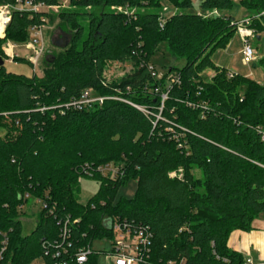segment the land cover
<instances>
[{
  "label": "trees",
  "instance_id": "trees-1",
  "mask_svg": "<svg viewBox=\"0 0 264 264\" xmlns=\"http://www.w3.org/2000/svg\"><path fill=\"white\" fill-rule=\"evenodd\" d=\"M16 1L0 0V7ZM165 2L177 11L162 29L158 20ZM70 5L58 17L14 10L0 36V58L6 61L5 45L30 43L31 30L48 19L51 24L59 19L60 30L70 35L60 52L43 61L42 78L10 73L5 63L0 67L4 264H31L53 251L67 220L74 253L112 238L105 223L114 219L152 233L143 264H245L228 241L234 231L251 232L264 215V84L239 74L228 79L227 70L213 62L239 22L222 15L204 19L193 0H70ZM235 6V0H204L201 11L222 14ZM239 6L251 15L247 27L257 37L264 34V0H239ZM162 44L175 64L157 80L149 65ZM127 61L134 64L131 73L120 81L107 78L111 63ZM180 61L184 66L176 68ZM13 62L32 65L22 57ZM256 64L264 67V58ZM207 70L215 75L209 78ZM174 74L178 80L169 88ZM88 89L106 100L67 108ZM108 164L121 168L118 178L97 171ZM179 170L182 178H172ZM82 178L101 181L86 205L78 200ZM131 180L135 197L117 200ZM27 195L43 207L30 235L23 234L20 220ZM86 264H97V255Z\"/></svg>",
  "mask_w": 264,
  "mask_h": 264
},
{
  "label": "rangeland",
  "instance_id": "rangeland-1",
  "mask_svg": "<svg viewBox=\"0 0 264 264\" xmlns=\"http://www.w3.org/2000/svg\"><path fill=\"white\" fill-rule=\"evenodd\" d=\"M202 1L204 0H193L194 11L198 12V14L203 15L204 19L214 17V15H211L213 12L201 11ZM58 2L59 5L57 7L48 8L42 6L40 8V11L47 13L48 15L58 17L61 12L71 10L70 0H58ZM235 3L236 6L232 11L222 14L220 13V15H222L223 17L232 16L235 20L239 21V23L243 22L247 17L249 20V18H251L250 13L246 12L239 6L238 0H235ZM163 9L164 13L166 12L165 14L167 18L173 16L177 11L176 8L169 7L167 2L163 3ZM10 11L12 13L14 10ZM30 34V39L32 40L34 30H31ZM255 35L257 34L255 33ZM69 39L70 35L60 30L59 19H56L54 24H51L48 19L46 20L45 25L42 26L43 46H40L42 48V53L40 52L38 64L36 66L34 64L30 66L27 63H14L13 60L9 59L8 61H5V67L10 73L23 74L26 76L36 75L38 78H42L44 76V67L42 65L43 61L48 56H51V53L60 52L61 49L68 43ZM243 46L244 45L241 37L236 34L231 41L230 46H228V48L225 50H219L218 52H216L213 56V60L223 65L227 70L236 68L241 73V75L245 77L250 72H252L257 82H264V67L262 65L256 64L259 62V57L264 56V36L262 40L256 39L255 41H252V46L257 52V59L256 63H252L250 66H245L243 63ZM41 48L36 49L37 51H39ZM14 56V58H26L31 63L32 60L37 57L36 51L32 49L28 50L26 48V45H17V48L14 50ZM171 62L172 60L169 56V53L167 52L166 44H162L161 46H159L157 52L152 56L150 60V64L156 68V70L162 77L167 72L168 68L171 65ZM184 64V61H180L177 62L175 66L176 68H182ZM109 68L110 69L107 72V78L111 81H120L135 69L133 62L131 61L111 63ZM5 134L6 132L3 129H0V136H4ZM100 183L101 181L99 179L82 178L79 183V203L82 205H86L97 194L100 188ZM136 191L137 184L134 180H131L127 183L126 186L121 188L117 200H121L122 198L126 200L133 199L136 195ZM42 209V204L38 200L30 198L27 204L20 210V220L23 225L24 235H30L35 229L38 216L42 212ZM117 240L118 234L114 233V236L112 238L96 240L93 242L92 251L95 255H97V264H112L108 262L107 254L112 251V247Z\"/></svg>",
  "mask_w": 264,
  "mask_h": 264
},
{
  "label": "built area",
  "instance_id": "built-area-1",
  "mask_svg": "<svg viewBox=\"0 0 264 264\" xmlns=\"http://www.w3.org/2000/svg\"><path fill=\"white\" fill-rule=\"evenodd\" d=\"M43 5H34L32 0H17L15 6H3L0 7V21L3 23V34L1 37H4V33L6 30L7 25L11 21V11L10 10H18V11H40V8ZM119 12H122L123 9H118ZM128 14V12H126ZM166 13V12H165ZM163 13L161 18H159V26L160 28H164L167 17L166 14ZM169 13V12H167ZM132 15V14H131ZM211 15L220 16L218 11H214ZM1 17L3 19H1ZM239 22V21H238ZM249 21H243L238 23L237 26V33L243 42V50L242 53L244 54L243 63L245 66H250L252 63H256V55L257 52L252 46V41L257 39V35H255L254 31L247 27ZM34 35L30 43L26 44V48L28 50L32 49L36 51V58L32 60V64L35 66L39 62L40 52L42 53V26L33 28ZM41 46V47H40ZM17 48V45L13 43H7L4 47V53L6 57L11 60L14 59V50ZM36 48H41L37 51ZM11 50V53L9 52ZM149 70L151 71L152 77L160 80L162 76L155 70L154 66L149 65ZM238 75V73L233 71H227L228 79H233ZM178 80L177 75H170L169 77V85L170 88L171 84L174 81ZM158 92V90L156 91ZM162 98V106L160 111L162 112L164 103L167 100V95H161ZM114 99L121 102H125L130 104L133 107L138 108L145 114H149L146 108L136 106L128 101H125L121 98H108ZM106 98L100 97L95 95V92L92 89L85 90L79 100H74L67 108L75 107L82 109V107L90 106L93 103H100L102 104ZM160 119V116L158 117ZM263 141H264V134H263ZM108 164L98 168V172L104 177H110L116 179L120 175L121 168L118 165ZM179 177L180 179L183 176L182 170H179L178 173L171 174L172 178ZM27 198L29 196L27 195ZM30 199V198H29ZM112 234H118V240L114 243L112 247V251L107 254L108 262L112 264H143L146 257H148L150 253V249L152 246L153 235L150 230L143 226H134L127 221H121L120 219H114L109 221ZM71 222L67 220L64 224H62L61 231H60V242L56 243L55 248L53 251H48L45 253V256L33 261L31 264H86L88 259L91 255H93L92 245H87L78 249L74 253H70L69 249L71 248L70 244V227L69 224ZM77 223V221H74ZM8 246V239L5 238L0 247V264H4L5 253L7 251ZM47 257L50 258V261L47 260ZM245 264H253L250 259L245 261Z\"/></svg>",
  "mask_w": 264,
  "mask_h": 264
},
{
  "label": "crops",
  "instance_id": "crops-1",
  "mask_svg": "<svg viewBox=\"0 0 264 264\" xmlns=\"http://www.w3.org/2000/svg\"><path fill=\"white\" fill-rule=\"evenodd\" d=\"M247 19L248 17L245 20ZM233 20L235 19L233 18ZM263 36L264 35L262 34L258 36L257 39L262 40ZM228 46H230V44ZM263 58L264 56H260L258 61ZM213 62L216 65V67L226 69L223 65L219 64L218 62H215L214 60ZM227 71H233L241 75V73L236 68H232ZM205 74L209 78H212L215 75V72L213 70H207ZM246 77L255 80L252 72L246 75ZM258 83L264 84V82H258ZM252 226H253V230L251 232H244L239 230L234 231L229 238L228 248L232 251L242 254L245 258V261L247 259H250L253 264H264V215L256 219L253 222Z\"/></svg>",
  "mask_w": 264,
  "mask_h": 264
},
{
  "label": "water",
  "instance_id": "water-1",
  "mask_svg": "<svg viewBox=\"0 0 264 264\" xmlns=\"http://www.w3.org/2000/svg\"><path fill=\"white\" fill-rule=\"evenodd\" d=\"M67 45V44H66ZM65 45V46H66ZM4 63H5V61L2 59V58H0V67H2L3 65H4ZM174 64H175V60L173 59L172 60V63H171V66H174ZM110 229H111V227H110V222L109 221H107L106 223H105Z\"/></svg>",
  "mask_w": 264,
  "mask_h": 264
},
{
  "label": "bare ground",
  "instance_id": "bare-ground-1",
  "mask_svg": "<svg viewBox=\"0 0 264 264\" xmlns=\"http://www.w3.org/2000/svg\"><path fill=\"white\" fill-rule=\"evenodd\" d=\"M1 19H3L1 17ZM3 34V23L0 21V36ZM11 53V50L9 51Z\"/></svg>",
  "mask_w": 264,
  "mask_h": 264
}]
</instances>
